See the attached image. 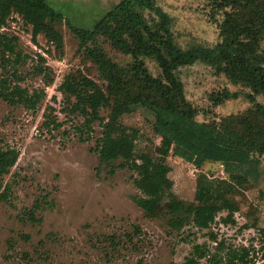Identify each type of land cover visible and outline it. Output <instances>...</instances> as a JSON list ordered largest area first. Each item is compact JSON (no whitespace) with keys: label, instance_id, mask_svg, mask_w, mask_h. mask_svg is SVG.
<instances>
[{"label":"rangeland","instance_id":"1","mask_svg":"<svg viewBox=\"0 0 264 264\" xmlns=\"http://www.w3.org/2000/svg\"><path fill=\"white\" fill-rule=\"evenodd\" d=\"M50 1L56 4L49 3L51 7L64 13L73 25L90 28L101 18V10L110 8L116 0ZM155 1L171 17V30L181 48L211 47L220 40L219 21L210 18L208 0ZM5 31L18 37L19 49L25 55L15 64L18 78L11 76L12 64L8 75L28 92L43 93L35 109L10 106L0 99V147L15 148L19 153L15 165L1 180L9 190L5 198L0 197V264H181L193 245L203 243L210 256L220 258L218 264H239L236 259L230 263V253L242 248L248 250L254 264H264V237L259 231L264 228V171L258 184L249 183L234 194L238 206L234 223L223 222L226 211L202 231L192 225L173 230L168 217H146L134 201L141 195L133 183L135 173L117 163L99 164L95 140L100 136V125L95 122L92 130L85 132L79 129L82 119L63 109V97L57 90L62 73L80 69L99 83L95 66L82 59L69 29L60 27L62 56L41 34L33 42L31 27L16 14L8 20ZM262 44L264 47V40ZM107 50L115 61H132L130 56L109 47ZM142 60L154 76L159 75L154 61ZM177 74L186 99L198 110V121H215L249 105L241 94L215 104L213 99L223 90L239 92L243 88L231 84L211 66L196 63L180 68ZM256 101L264 104V96ZM45 114L57 118L58 129L42 127ZM107 114L108 109L101 110L103 117ZM154 119L145 108L121 119L129 132L137 131V150L150 152L153 157L160 143L152 129ZM164 161L170 167L173 192L184 199L192 198L200 172L226 177L218 163H207L198 170L172 153ZM34 204L36 220L32 221L27 211ZM254 221L256 227H245ZM135 227L140 229L133 239L136 249L114 251L110 246L112 236L124 240L123 235L132 234ZM200 264L208 261L202 258Z\"/></svg>","mask_w":264,"mask_h":264},{"label":"trees","instance_id":"2","mask_svg":"<svg viewBox=\"0 0 264 264\" xmlns=\"http://www.w3.org/2000/svg\"><path fill=\"white\" fill-rule=\"evenodd\" d=\"M210 18L218 22L220 40L211 47L181 48L173 36L171 17L155 0H121L108 10L92 27L73 25L61 12L53 9L47 0H0V99L10 106L35 109L43 91L33 93L13 82L8 75L18 78L15 64L22 61L19 39L5 31L13 14L24 25L31 27V39L42 35L63 54L60 27L65 25L77 41L82 59L96 69L99 83L80 69H71L60 75L57 90L63 97V109L68 115L81 118L80 128L89 132L97 122L100 136L95 140L100 165L114 163L133 173V183L140 196L136 205L150 219L168 217L173 230L192 225L198 231L208 229L217 215L226 211L225 223H234L238 206L233 198L237 191L249 184H258L264 171V104L256 101L264 96V0H208ZM146 13L152 16L146 17ZM107 47L132 61L121 63L109 56ZM155 62L159 75L154 76L142 59ZM202 63L223 74L239 92L223 90L213 99L215 104L240 96L249 103L241 112L223 116L215 121L196 119L198 110L187 99L184 85L178 76L180 68ZM41 71V69H39ZM48 77V76H47ZM52 79V78H51ZM145 108L155 116L153 132L159 138L155 157L150 152L137 150V131L121 122L124 115ZM102 109H108L106 117ZM52 110V108H51ZM56 117L45 114L42 127L58 129ZM170 153L201 168L207 163L222 165L225 178H215L200 172L196 177L191 199L173 192L169 177L170 167L164 159ZM15 148L0 147V197L5 198L9 186L1 180L18 159ZM33 205L28 218L36 220ZM256 227V221L245 226ZM264 237V228L259 230ZM112 236L110 246L135 250L134 235ZM212 239H216L211 235ZM206 244H195L181 264H208L220 262L216 254L210 256ZM217 249H222L219 242ZM230 263L254 264L248 250H233ZM264 257V254H263Z\"/></svg>","mask_w":264,"mask_h":264},{"label":"crops","instance_id":"3","mask_svg":"<svg viewBox=\"0 0 264 264\" xmlns=\"http://www.w3.org/2000/svg\"><path fill=\"white\" fill-rule=\"evenodd\" d=\"M48 1V3H51L52 5H56V4H53L50 0H47ZM115 1V0H114ZM121 0H116L115 1V3L110 7V8H105V9H103V10H101V17L108 11V10H110L111 8H113L115 5H117L119 2H120ZM50 5V4H49ZM51 6V5H50ZM60 12V11H59ZM65 12V11H64ZM62 13V12H61ZM64 14V13H63ZM99 20V19H98ZM97 20V21H98ZM97 21H95V22H97Z\"/></svg>","mask_w":264,"mask_h":264}]
</instances>
